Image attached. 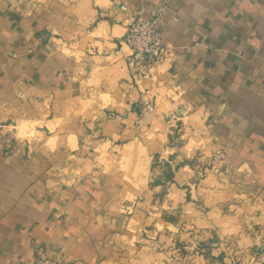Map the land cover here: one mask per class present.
<instances>
[{
	"label": "crops",
	"instance_id": "0c3cea01",
	"mask_svg": "<svg viewBox=\"0 0 264 264\" xmlns=\"http://www.w3.org/2000/svg\"><path fill=\"white\" fill-rule=\"evenodd\" d=\"M164 3L172 53L143 76L126 20ZM39 244L264 264V0H0V264Z\"/></svg>",
	"mask_w": 264,
	"mask_h": 264
},
{
	"label": "built area",
	"instance_id": "2783aa9c",
	"mask_svg": "<svg viewBox=\"0 0 264 264\" xmlns=\"http://www.w3.org/2000/svg\"><path fill=\"white\" fill-rule=\"evenodd\" d=\"M124 7V6H123ZM126 8V7H124ZM166 8V3L153 8L149 14L144 15L137 10L126 20L125 44L129 48L128 63L138 73L145 76L150 67L157 65L172 52L167 44L162 41L161 26ZM185 104V103H183ZM149 109L153 107L148 105ZM109 117H118L116 111H109ZM26 264H63L49 257L44 244H39L34 257Z\"/></svg>",
	"mask_w": 264,
	"mask_h": 264
}]
</instances>
